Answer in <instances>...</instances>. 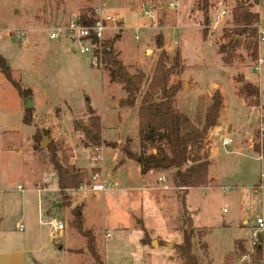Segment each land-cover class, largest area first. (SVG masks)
Wrapping results in <instances>:
<instances>
[{"label":"rangeland","instance_id":"rangeland-1","mask_svg":"<svg viewBox=\"0 0 264 264\" xmlns=\"http://www.w3.org/2000/svg\"><path fill=\"white\" fill-rule=\"evenodd\" d=\"M144 1L0 0V56L27 96L18 94L0 63V251L22 252L27 264H94L84 238L70 224L78 209L85 226L95 234L103 264H183L176 248L182 236L170 173L163 172L165 181L161 182L159 175L145 182L132 179V187L118 173L113 174L124 160L121 148L127 139L132 150H139L137 107L119 106L127 96L124 85L110 79L104 63L95 67L89 56L80 54L78 42L63 36L48 38L52 28L64 27L82 13L92 17L111 14L119 21L106 31L105 39L119 36L113 47L128 72L140 70L149 79L161 49L169 58L180 52L183 69L169 78V84L179 83L173 104L196 126L203 125L212 94L219 91L222 96L224 105L217 122L222 116L221 128L219 133L209 130L204 142L209 152V183L190 188L185 196L193 211V252L200 264H264V228L257 233L254 228L257 218L264 223V156L259 152V128L264 127V46L259 49L257 38V59L239 46L231 63H223L218 47L223 30L231 27V9L237 0H211L208 24H203L201 13L199 24L194 21L195 33L183 30L186 51L176 34L179 22L172 19L185 0H179V9L167 12L162 7L164 0ZM247 3L259 13V37L260 31L264 33V0ZM196 6L193 0L189 13L194 20ZM156 8L161 16L154 18ZM220 8L227 9V15L213 27L210 19ZM121 11L135 12L136 20L128 23L126 15V23L121 21ZM157 37H162V48L157 46ZM40 41L45 46L35 49L33 43ZM244 80L259 84L258 96L242 93ZM26 99L33 103L30 125L22 123ZM87 100L101 120L100 146L86 136L92 116ZM225 136L232 140L229 146L222 145ZM44 139L47 144L42 147ZM50 144L59 156L68 153L69 162L82 166L78 168L89 176L81 189L66 190L67 201L59 191L31 190L34 178L36 186L56 187V174L48 160ZM94 147L101 156L98 162L91 160ZM103 180L117 185L104 192L90 190L93 183ZM49 216L63 223L60 235L51 230ZM202 241L207 244L204 249ZM258 244L263 250L261 259L255 258ZM243 254H250V262H240Z\"/></svg>","mask_w":264,"mask_h":264},{"label":"trees","instance_id":"trees-1","mask_svg":"<svg viewBox=\"0 0 264 264\" xmlns=\"http://www.w3.org/2000/svg\"><path fill=\"white\" fill-rule=\"evenodd\" d=\"M257 2L258 0H253V3L257 4ZM196 5L202 13L203 24L207 25L211 0H196ZM252 5V3H247V0H237L231 9V27L223 30V39L218 47V53L222 55L224 64L231 63L235 56V50L239 46L247 50L251 59H257L260 19L258 12L252 10ZM80 19L85 24H92L94 21V17L85 13L80 15ZM205 32L206 27L203 30V35ZM117 38L119 36H113L103 42V63L108 70L110 79L121 82L127 93V96L119 101V106L137 107L139 136L138 151L131 149V140L127 139L121 148L122 152L125 157L139 167L141 174L150 170L170 173L178 205L177 229L182 236V240L176 244V248L183 264H200L193 252V239L196 231L192 220L193 211L188 209L185 196L190 188L205 187L209 183V152L204 142L208 131L217 125L223 102L222 96L219 91L212 94L211 102L205 110L204 123L201 127L196 126L186 114L178 111L173 104L174 96L179 90V83L169 84V78L172 74L179 75L183 69L180 52L177 51L173 58H169L166 51L161 49L152 75L147 79V75L140 70L136 73L128 72L122 61L118 59L113 47ZM162 45V37H157V46L162 48ZM5 62L6 60L0 56L4 76L18 94L27 98L20 84L11 78ZM241 90L247 95H259L258 88L249 81L244 80ZM86 103L92 115L89 118L90 126L86 131V136L92 144L100 146L103 143L101 120L98 115L92 113L88 100ZM31 110L25 108L22 117L23 124H31ZM111 145L117 146L116 143ZM47 149L49 163L56 174L59 194L67 201L66 190L78 189L84 183L89 182V176L86 171L69 162L70 155L68 153L62 152L59 156L52 144L48 145ZM255 149L257 150V148ZM262 155L264 156V150ZM94 171L97 172L99 169H94ZM77 210L70 224L84 238L85 248L94 264H103L96 246L95 234L93 230L85 226L84 219ZM199 237H202L201 233H199ZM205 247L206 243L203 242L201 248ZM262 253L261 245H256L255 258L261 259Z\"/></svg>","mask_w":264,"mask_h":264},{"label":"built area","instance_id":"built-area-1","mask_svg":"<svg viewBox=\"0 0 264 264\" xmlns=\"http://www.w3.org/2000/svg\"><path fill=\"white\" fill-rule=\"evenodd\" d=\"M165 7L168 10H176L179 7V0H164ZM145 14L149 15V11H145ZM227 15V9L220 8L217 10L213 15L211 19V26L216 27L224 21L225 16ZM150 16V15H149ZM119 21L117 17H114L111 14H102L98 15L97 17H94V21L92 24H85L81 21L80 15L72 20L69 21V23L64 27H57L52 28L48 32V38L50 40L59 39V37H67L71 41L78 42V49L73 47V50L76 49L80 54L86 55L90 57V63H92L93 66L98 67L103 65V42L105 41V33L108 29L114 28L116 23ZM259 41V49L262 48V44H264V33L260 31V35L258 37ZM259 65L263 63V59L259 57ZM262 117L264 118V111L262 114ZM259 135H260V146H259V152L261 153L260 157L262 158L263 154V147H264V127L263 125L259 128ZM232 142L230 137H223L222 139V145L223 146H229ZM98 152V147H94V152L91 160L93 162H98V160L101 158ZM160 181H165L164 177L159 178ZM117 183L112 184L111 182L102 181L100 183H93L90 186V190L92 191H107L113 188V186H116ZM83 185L79 187V189L82 188ZM51 230L56 234L60 235L63 231L64 225L63 223L57 219L56 217H51L47 222ZM19 230L23 229V226L19 223L18 227ZM256 228V233L260 232L264 228V223L262 218L256 219V225L254 226ZM255 231V230H254ZM256 237V234L254 233L253 238ZM255 244L254 242L252 243ZM252 249V248H251ZM253 251V250H252ZM240 262L246 261L250 262L251 257L250 254H243L239 258Z\"/></svg>","mask_w":264,"mask_h":264},{"label":"crops","instance_id":"crops-1","mask_svg":"<svg viewBox=\"0 0 264 264\" xmlns=\"http://www.w3.org/2000/svg\"><path fill=\"white\" fill-rule=\"evenodd\" d=\"M147 1L148 0L144 1V3L147 2ZM192 1L193 0H185V3L182 5L181 12L176 14V15H174V17L172 18L173 21L179 22V23H177L178 24L177 25L178 29L176 31V34H177V37L179 38V40H181V48H182L183 51H186L185 48L182 46L183 30H187L186 32H191L192 31V32L195 33L196 24H195L194 21H197V23L199 24V22L201 21L200 18H202L201 17V12L199 11L197 6H196V14H195V18L196 19L195 20L193 19L194 15H193V17H190L192 14L189 13L190 12L189 9H190ZM162 7H163L164 11H166V12L168 11V9H166L164 3H163ZM254 8H255V6H254ZM145 11H149V10H145ZM254 11H256V10H254ZM120 14H122V17H123V18H121V21L123 20L125 23H126V21L129 23V20H132V21L136 20V13L133 12V11H129L128 13H126L125 11H121ZM126 15H127V17H126ZM158 15L161 16V13L158 12V9L157 8L153 9V17L155 18ZM125 17L127 18L126 21H125ZM211 19H212V17H211ZM211 19H210V24H211ZM259 19H260V16H259ZM158 22L160 23V20ZM134 25L135 24L133 23V24H131L130 27H132ZM259 28L261 30V24H259ZM176 41H178V40H176ZM200 41H201V39H200ZM117 42L120 43V41H117ZM44 46H45V44L41 43V41L33 43V47L35 49L39 48V47H44ZM58 48L56 49L57 53H58V51H57ZM71 50L74 51L73 47H71ZM245 78L250 80L251 78L253 79V76L245 75ZM252 84L255 85L258 88L259 93H260L259 84H256L254 81L252 82ZM239 98H241V97H239ZM223 105H224V103L222 104V107H223ZM222 107H221V111H222ZM131 109H133V108H130V110ZM135 114H136V112H135ZM221 118H222V116L220 117V120H222ZM220 120H219V123L216 126H214L213 128L210 129V131L212 133H219V129L221 128V125H222V124L220 125V122H221ZM211 149H213V148H211ZM211 152H212V150H211ZM211 156L213 157L214 155L211 154ZM73 159H74L73 161L75 162L74 164H77L78 158H77L76 155H74ZM76 166L82 168V166H80L78 164ZM130 168H132V169H130ZM114 170L115 171H113V174L118 173L119 176H121L123 180L125 179L126 183H128L129 185L132 184V183H130L132 181V179H135V180L138 179V180H142V181L145 182L146 180H148L147 178L152 179L156 175H159V177H158V180H159L160 176L163 175V172H156L154 170H150V171H148L145 174H141L139 167L132 160L128 159L127 157H124L123 162L121 164H119ZM161 177H163V176H161ZM35 182H37V180L35 178L32 179V181H31V190L33 192H37V193H39V192L42 193L43 192L44 193L46 191H51V192L54 191V192H56L58 194L57 184H56V187L53 189L50 186H48V187L36 186ZM130 187H132V186L130 185ZM40 207H41V204H40V200H39L38 201V209H39V211H40ZM46 210L47 209H45V212H46ZM46 215H47V212H46ZM51 217L52 216H49L48 220ZM243 223H247L246 220ZM18 224H19V222H16L15 226L18 227ZM207 252H208V249H207ZM35 262H38V261L35 260ZM0 264H27V262H26L24 253L19 252V251H17V252H7V251L3 250V251H0Z\"/></svg>","mask_w":264,"mask_h":264},{"label":"water","instance_id":"water-1","mask_svg":"<svg viewBox=\"0 0 264 264\" xmlns=\"http://www.w3.org/2000/svg\"><path fill=\"white\" fill-rule=\"evenodd\" d=\"M32 106H33L32 101H31L30 99H26L25 108H26V109H29V108H32ZM44 140H45V141H44V143L42 144V147H44V146L47 144L46 139H44Z\"/></svg>","mask_w":264,"mask_h":264}]
</instances>
